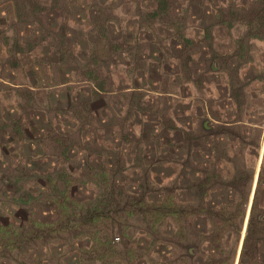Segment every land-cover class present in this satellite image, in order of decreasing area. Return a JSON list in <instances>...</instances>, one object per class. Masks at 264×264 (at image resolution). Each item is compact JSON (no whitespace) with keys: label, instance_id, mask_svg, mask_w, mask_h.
Masks as SVG:
<instances>
[{"label":"rangeland","instance_id":"rangeland-1","mask_svg":"<svg viewBox=\"0 0 264 264\" xmlns=\"http://www.w3.org/2000/svg\"><path fill=\"white\" fill-rule=\"evenodd\" d=\"M262 25L264 0H0V264H181L153 205L187 184L184 129L239 116L258 124L250 215Z\"/></svg>","mask_w":264,"mask_h":264},{"label":"trees","instance_id":"trees-1","mask_svg":"<svg viewBox=\"0 0 264 264\" xmlns=\"http://www.w3.org/2000/svg\"><path fill=\"white\" fill-rule=\"evenodd\" d=\"M258 33L254 40L264 42V29H260ZM251 119L250 116H239L237 121L222 123L223 134L214 133L203 125L199 129H184V145L178 147L184 152V156L177 163L183 168L181 179L187 184L185 187L175 185L168 188L166 200L161 205H153V214L162 215L170 224L167 233L168 254H174L177 246L185 252V256L175 259L178 263H236L256 174L253 160L260 150L259 145L251 143L258 125ZM232 123L245 126V130L233 132L230 128L234 126ZM201 154L208 155L204 162L198 161ZM171 163L176 164L174 161ZM194 165H203L208 169L204 171ZM193 189L196 190V206H182L176 193ZM263 195L264 161L253 197L239 264H264V260H258V257L254 256L253 260L248 257V246L253 236L258 239L256 252L261 257L259 249L264 241L261 238L264 234V202H261ZM187 214L193 217L190 227L182 224V218ZM184 242L187 244H183Z\"/></svg>","mask_w":264,"mask_h":264},{"label":"water","instance_id":"water-1","mask_svg":"<svg viewBox=\"0 0 264 264\" xmlns=\"http://www.w3.org/2000/svg\"><path fill=\"white\" fill-rule=\"evenodd\" d=\"M206 128H208L207 126H206ZM258 176H259V172H257V179H256V187H257V181H258ZM253 187H255V185L253 186ZM255 191H256V188H255V190H254V193H255ZM254 195V194H253ZM254 197V196H253ZM254 199V198H253ZM250 207H252V205L250 206ZM248 208H249V206H248ZM249 213H247V215H248ZM247 217V216H246ZM250 217V215H248V218ZM248 221H249V219H248ZM245 224H247L246 223V219H245V222H244V227H245ZM247 226H248V224H247ZM244 230V229H243ZM246 234V233H245ZM245 234H243V237H245ZM243 237H242V240H243ZM242 246H243V244H242ZM242 246H241V250H242ZM241 252V251H240ZM240 252H239V254H238V261H239V257H240Z\"/></svg>","mask_w":264,"mask_h":264}]
</instances>
